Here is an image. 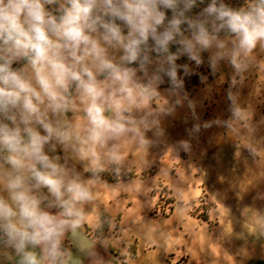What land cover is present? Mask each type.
<instances>
[{"label":"clouds","instance_id":"1","mask_svg":"<svg viewBox=\"0 0 264 264\" xmlns=\"http://www.w3.org/2000/svg\"><path fill=\"white\" fill-rule=\"evenodd\" d=\"M198 3L204 0H0V186L7 193L0 194V239L19 264H41L35 248L59 256L66 228L79 225L81 205L92 198V181L69 175L46 145L73 146L95 168L102 156L118 161L124 143L145 142L147 125L134 111L156 94L159 73L177 83L181 55L199 65L203 52L220 49L214 69L219 59L235 63L264 44V0L246 9L210 0L191 15ZM221 32L235 38L232 52ZM171 44L180 48L172 53ZM149 51L160 57L151 76ZM42 189L59 212L42 207Z\"/></svg>","mask_w":264,"mask_h":264},{"label":"rangeland","instance_id":"2","mask_svg":"<svg viewBox=\"0 0 264 264\" xmlns=\"http://www.w3.org/2000/svg\"><path fill=\"white\" fill-rule=\"evenodd\" d=\"M219 39L234 50L233 36ZM217 51L205 52L209 67L192 62L204 79L190 95L158 84L134 111L145 142L124 143L120 160L102 156L95 168L73 146L46 145L69 175L92 181V198L79 225L66 228L59 256L31 249L41 264L64 256L63 264H264V44L213 69ZM151 60L150 76L160 57ZM39 194L59 212L47 207V189ZM19 261L0 244V264Z\"/></svg>","mask_w":264,"mask_h":264},{"label":"trees","instance_id":"3","mask_svg":"<svg viewBox=\"0 0 264 264\" xmlns=\"http://www.w3.org/2000/svg\"><path fill=\"white\" fill-rule=\"evenodd\" d=\"M209 2H210V0H204L203 4L198 3L197 6L192 10L191 15H195L196 13H198L203 7L207 6V4ZM224 2L233 8L246 9L251 3L254 2V0H224ZM167 15H168V19H171L172 14L170 11L167 13ZM181 27L183 30L184 28L187 27V25H182ZM185 34L187 35L188 33H185ZM229 36H231V35L228 34L227 32H221L219 34V38L229 37ZM148 45H149L150 49L155 47V43L151 39L149 40ZM169 48H170V51L172 53H175L180 48V45L179 44H171L169 46ZM148 55H149L150 59L159 58L157 53L154 51H149ZM201 57H202V63H203L202 65L209 67L210 62H209L205 52H203L201 54ZM192 62L193 61L188 59L187 55H181L176 60V64L178 66H180L177 69V83L173 84L171 78L169 76H167L165 73L161 72V73H159V75L161 77V82L159 83V85L162 87L177 89L181 93H183L187 96L190 95L198 86L202 85L203 79H204V76L202 74L198 73L199 70L197 71V69L193 67ZM184 65H187V68H188L187 72H185V70H184V67H183ZM14 67H16V66L14 65ZM165 67H167V65H165ZM155 73H156V71H155ZM106 229H107V225L105 226L101 221L99 228H98V231L101 234H104ZM61 258L60 257L57 258V261H54L53 264H58L60 262Z\"/></svg>","mask_w":264,"mask_h":264},{"label":"crops","instance_id":"4","mask_svg":"<svg viewBox=\"0 0 264 264\" xmlns=\"http://www.w3.org/2000/svg\"><path fill=\"white\" fill-rule=\"evenodd\" d=\"M0 244H2V250H5L6 251V253L9 251V250H11L12 251V254L13 255H15L16 253H15V251L11 248V247H9V246H7V244L4 242V240L2 239V240H0ZM4 246V247H3ZM65 257V259L64 260H66V256H64ZM64 260H63V262L61 263V264H63L64 263ZM87 262H89V260L87 261ZM88 264V263H87Z\"/></svg>","mask_w":264,"mask_h":264}]
</instances>
